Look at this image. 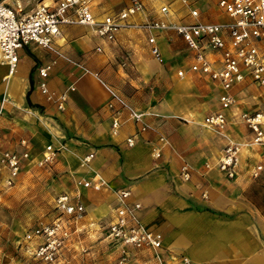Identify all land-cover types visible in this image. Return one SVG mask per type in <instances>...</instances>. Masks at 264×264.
Instances as JSON below:
<instances>
[{
    "label": "crops",
    "instance_id": "1",
    "mask_svg": "<svg viewBox=\"0 0 264 264\" xmlns=\"http://www.w3.org/2000/svg\"><path fill=\"white\" fill-rule=\"evenodd\" d=\"M55 1L38 0L49 5ZM140 1L144 11L131 17L129 23H143L154 17L178 21L186 13L176 2L171 5L172 16L159 15L158 3ZM203 1L198 0V6L204 19L227 20L216 3L213 17H206ZM129 2L91 0V12L100 20L107 15H116ZM146 37L139 30L121 29L116 32L114 41L108 42L97 37L91 27L68 25L61 28L56 51H46L36 45L21 48L12 76H7L6 65H0V107L3 108L0 147L19 150L18 141L26 139L31 146L32 158L36 160L45 146L51 145L57 150L65 140L69 149L63 150L61 155L68 162L60 170L77 174L71 178L72 191L60 193L77 196L85 212L89 204L84 198L89 196L87 192H92L90 195L97 199L103 212L107 211L111 221L113 210L110 207L117 202L115 191L128 190L130 204L141 206L137 211L141 225L165 237L162 240L169 249L190 264H264V216L245 197L256 178L253 175L255 168L260 166L264 170V151L260 149L264 145H260L256 159H249L245 164L238 159L233 179L226 178L216 168L226 143H236L240 147L242 137H245L244 141L249 138L237 116L238 111L264 114L244 109L238 92L250 87L264 88L245 81L233 89L238 108L227 113L226 136L217 135L203 126L206 114L194 123H181L175 118L177 113L173 107L179 85L186 84L189 88L188 84L194 80L204 92L213 87L216 96L217 88L208 77L189 71L191 57L175 35L161 34L157 38L163 64L148 55ZM212 56L217 58L218 55ZM144 57L149 60V67ZM170 61L183 63L184 68H175L174 75L169 73V77H164L165 69L161 65H168ZM48 65L50 69L45 79L48 94H43L38 85L41 80L37 70ZM179 69L185 71L183 77L177 76ZM95 73L135 111L145 114L143 121L150 130L136 135V125L126 110L120 109L117 115L114 114L118 108H109V96L93 76ZM28 92V102L39 108L27 104ZM114 115L119 121L115 134L111 131ZM234 124L237 128L230 137L229 131L233 132ZM133 135L135 144L129 148L125 141ZM160 135L167 139V145L157 143ZM159 147L161 156L154 159L153 150ZM90 153H93L91 161L81 165V159ZM184 162L191 168L188 181L179 176ZM205 164L210 168L206 169ZM29 167L39 168L29 165L24 170ZM93 175L104 180V188L96 191L76 185L78 179ZM213 213L223 219H215Z\"/></svg>",
    "mask_w": 264,
    "mask_h": 264
},
{
    "label": "built area",
    "instance_id": "2",
    "mask_svg": "<svg viewBox=\"0 0 264 264\" xmlns=\"http://www.w3.org/2000/svg\"><path fill=\"white\" fill-rule=\"evenodd\" d=\"M158 3L159 15L172 16V3H179L185 9V15L178 21H162L154 17L143 23H129L128 20L143 12L145 7L140 0H130L116 15H107L97 20L91 12V0H57L52 5L39 4L28 13H23L20 6L11 7L0 3V65L7 67V76H12L17 69L18 51L21 48L36 45L46 51H56V40L61 34V28L68 25L91 27L97 37L113 42L115 34L121 29H137L145 33L150 55L159 64L164 63L157 42L159 35L173 34L185 45L191 57L188 67L192 73L206 76L217 88V108L206 114L203 126L217 135L226 136L228 128L227 113L238 108V101L233 89L248 81L254 86L264 88V0H217L216 7L227 20L211 21L204 19L198 6V0H149ZM100 51V49H97ZM217 54V58L212 55ZM50 66L37 70L40 78L39 88L43 94H48L45 79ZM185 71L179 69L178 77H183ZM93 76L101 83L109 96V108L117 115L120 109L126 110L136 125V135L150 130L143 121L145 114L135 111L127 101L113 88L106 85L98 74ZM63 102L64 97H60ZM60 108V105L58 106ZM3 108L0 107V120ZM114 115L111 123L113 134L119 128V121ZM157 116V115H155ZM238 118L248 131V146L264 145V114L260 112L238 111ZM134 136L126 139L127 147L135 144ZM160 146L167 145L164 136H158ZM19 150L0 147V186L11 187L19 178L26 166L33 165L47 168L54 164L56 150L51 145L45 146L38 159L34 160L31 146L26 139L18 141ZM239 145L228 142L224 145L216 168L226 178L233 179L238 166ZM161 156V148H155L154 159ZM93 153L81 159V165L88 164ZM204 167L209 169V165ZM262 168L256 167L254 177ZM183 181H188L191 168L183 163L179 173ZM76 185L92 188L96 191L105 187L101 177L93 175L88 179H78ZM116 205L112 220L104 227L106 240L119 251L118 264H126L127 253L130 250L152 251L156 264H170L164 255L166 250L162 245L160 234L146 230L140 223L137 211L139 203L130 204V191H115ZM55 210L67 219L79 220L84 216L85 209L77 196L66 193L57 194L54 199ZM70 236V230L62 221L40 225L24 235L25 241H33L30 247L31 256L40 264H63L61 257ZM183 264H190L186 258Z\"/></svg>",
    "mask_w": 264,
    "mask_h": 264
},
{
    "label": "rangeland",
    "instance_id": "3",
    "mask_svg": "<svg viewBox=\"0 0 264 264\" xmlns=\"http://www.w3.org/2000/svg\"><path fill=\"white\" fill-rule=\"evenodd\" d=\"M216 1H203L204 8H202L206 17H213ZM1 2L14 8L19 5L23 13L30 12L40 4L38 0H3ZM144 49L147 47L144 46ZM148 55L151 57L149 51ZM143 59L145 60V57ZM144 62L149 67V60ZM161 66L165 69L164 77H169V73L174 75L175 68H184L183 63L180 64L177 61H170L168 65ZM183 85V87L187 86ZM188 85H190L189 88L179 85L177 93H175L176 102L173 103L174 112L177 113L175 118L187 125L196 122L197 119H201L217 107L216 92L213 87L204 92L194 80ZM238 94L239 99L242 100L240 104L244 109L264 112V90L250 87L240 90ZM232 126L233 132L229 131L228 135L230 137L232 133L234 134L237 124ZM242 138L243 140L239 142L238 159L245 164L249 159H256L259 156L260 146H248L245 144V137ZM66 142L64 140L61 147L56 150L52 166L47 168L29 167L20 174L13 186H0V264H40L31 256L28 249L34 247L36 240L27 242L24 235L40 225L56 220L62 221L70 230L67 247L63 250L61 257L63 264H118L120 253L106 240L103 231L110 222L109 216L107 211L103 212L99 208L97 199H93L90 195L92 192H87L89 196L84 198V202L87 201L89 206L82 219H67L54 208L53 199L56 194L72 191L70 190L73 184L71 178L76 173L60 170V167L64 164L67 165L68 162L67 158L61 155L63 150L69 149ZM52 148L55 149L53 146ZM260 149L264 151V147ZM56 164L57 168H55ZM251 189L254 192L257 190L259 192V194L253 195V198L258 203H264V170L256 178H253L249 186V190ZM115 205L113 204L110 210H113ZM194 207L198 209L196 206ZM216 218L223 219L219 214L215 215ZM162 245L166 250L164 255L169 262H172L171 264H183L180 260L181 255L174 254L164 241ZM126 264H156V260L152 251L130 250L127 253Z\"/></svg>",
    "mask_w": 264,
    "mask_h": 264
},
{
    "label": "trees",
    "instance_id": "4",
    "mask_svg": "<svg viewBox=\"0 0 264 264\" xmlns=\"http://www.w3.org/2000/svg\"><path fill=\"white\" fill-rule=\"evenodd\" d=\"M28 95L29 92L26 95V100H27V104L31 107V108H39L37 105L31 104L28 102ZM251 190H248L247 193H245V197L247 198V200H249L251 202V204H253V206H255V208L260 212V214L262 216H264V203H258L254 198L253 195H257V193L259 194L258 190L257 192H254ZM253 192V193H252Z\"/></svg>",
    "mask_w": 264,
    "mask_h": 264
},
{
    "label": "water",
    "instance_id": "5",
    "mask_svg": "<svg viewBox=\"0 0 264 264\" xmlns=\"http://www.w3.org/2000/svg\"><path fill=\"white\" fill-rule=\"evenodd\" d=\"M3 1V0H0V2Z\"/></svg>",
    "mask_w": 264,
    "mask_h": 264
},
{
    "label": "bare ground",
    "instance_id": "6",
    "mask_svg": "<svg viewBox=\"0 0 264 264\" xmlns=\"http://www.w3.org/2000/svg\"><path fill=\"white\" fill-rule=\"evenodd\" d=\"M4 1H6V0H4Z\"/></svg>",
    "mask_w": 264,
    "mask_h": 264
}]
</instances>
